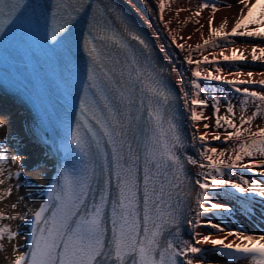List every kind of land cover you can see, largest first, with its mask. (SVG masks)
Segmentation results:
<instances>
[{"label": "snow or ice", "instance_id": "6c2138e0", "mask_svg": "<svg viewBox=\"0 0 264 264\" xmlns=\"http://www.w3.org/2000/svg\"><path fill=\"white\" fill-rule=\"evenodd\" d=\"M220 6L203 0L198 9L191 12L193 17H199L204 9H211L208 39H204L203 44H197L195 50L203 53L207 46L220 48L221 51L209 53L211 60L208 56L194 60L192 50L188 51L185 63L195 64L196 67L191 70V98L185 93V103L189 106V119L194 125L212 118L215 120L211 133L208 129L213 126L208 123L203 124V132L197 127L196 139L206 143V138L211 135L212 141L221 140L216 130L222 127L223 122L227 128L222 143H234L231 149L204 147L200 152L202 162L194 158L187 160V163L202 170L196 180L199 189L196 194L197 206L192 218L187 220L190 237H182L184 214L178 211L179 204L174 206L172 203L174 198H183L185 188L182 179L184 168L177 154L184 142L178 124L168 119V130L163 132L165 113L161 110V104L169 105L170 93L159 81L153 82L150 78L145 83L137 74L136 82L147 89L157 105L153 108L150 100L147 108L148 122L153 126L154 135L151 147L145 150L141 178L139 161L144 100L141 98L137 110L134 95L137 89L131 84L132 74L129 73L128 81H125L121 63L114 60L110 51L112 47L123 49L126 45L114 34L109 35L107 30L93 28L83 38V51L89 60V83L85 91L91 92V100L86 103L84 97L79 98L76 126L70 127V140L64 142L65 153H78L82 158L81 166L61 174L57 185L49 191L48 202L40 204L30 214V220L28 213L14 216L0 213V219L27 220L30 226L29 250L15 256L12 264H213L208 257L219 254H225L229 264H237L241 259L247 264H264V234H248L239 228H228L206 218L219 215L221 220L231 221L236 214L252 216L256 212L264 219V180L248 179L236 172L237 169L246 170L253 176L264 178V127L251 130L253 121L259 115H264V79L253 80L252 71L244 72L239 68L229 70L225 75L219 63L220 59L229 63L247 62V57L238 47L231 49V55L225 54L228 51L226 45L236 43L232 39L234 37L264 41V0H255L254 3L236 0L240 11L230 31H226L227 20L218 28L212 27L213 17ZM223 6L231 8L233 4L225 2ZM40 7L38 4L25 5V0H0V33L14 22L31 26L40 16ZM158 9L163 22L165 0H158ZM176 11L178 15L180 11L189 9ZM69 18H72L71 13ZM168 23L171 21L165 23V27ZM200 27L203 28V25ZM131 39L141 45L145 43L137 35H132ZM46 40L53 48L66 43V50L72 55L73 40L68 27L46 31ZM172 42L178 49L184 50V44H178L175 37ZM77 44L79 50V41ZM244 46H249L247 40ZM250 46L251 61L264 63V46ZM201 64H213L216 74L207 71L202 76ZM256 75L264 77V71ZM227 76L232 79H227ZM242 76L247 79H240ZM200 79L226 84L244 97L240 105L239 124L235 122V105L231 101L226 106V114L220 115L221 101L215 93L211 94V105L207 99L200 98L209 94L198 82ZM240 85H259L261 90L241 88ZM249 103L255 105V110L246 116ZM209 106L212 117L205 116L202 110L198 111V108ZM0 119L9 118L5 116ZM244 125L249 127L245 128ZM3 126L0 123V128ZM245 132L247 139L243 138ZM158 133L163 134L160 136ZM5 157V151H0V177L4 176ZM16 160L14 156L11 162L15 164ZM257 168L261 170L254 171ZM20 174V171L9 172L5 179H0V185ZM94 181L97 184L95 188ZM12 191V186H9L0 192V200L10 196ZM223 199L229 203H221ZM17 207V203L11 205L13 210ZM200 228L213 229L220 235L202 233L197 230ZM19 235L7 225L0 227V241L6 236L11 242ZM204 245L209 248H204ZM13 251H20L19 246H15Z\"/></svg>", "mask_w": 264, "mask_h": 264}, {"label": "bare ground", "instance_id": "6f19581e", "mask_svg": "<svg viewBox=\"0 0 264 264\" xmlns=\"http://www.w3.org/2000/svg\"><path fill=\"white\" fill-rule=\"evenodd\" d=\"M132 11L136 14L137 17L144 24L145 29L151 33L153 36V40L158 47L160 53L163 55L164 59L170 61L172 63L177 64V70L175 74H173L174 80L180 90L182 106L184 109V123L188 126V130L191 136V142L188 149L186 150V155L188 158L197 159L199 162L201 161L200 152L204 147H216L219 149H231L233 147V141H229L227 143H222L221 140L212 141L211 135L206 138V143L200 145L198 150H196V146L201 142L196 139V128L199 127L200 132L204 131L203 124L208 123L213 126L208 129L211 133L214 130V118L201 121L198 125H194L193 121L189 119L190 111L189 106L185 103V93L188 94L189 99L191 98V93L193 91L191 87V80L193 77L191 76V70L196 67L195 64L188 65L185 63V57L188 51L192 50V57L194 60L202 59V56H208L209 60L212 59L209 53L215 51L219 53L221 51L220 48L212 49L206 46V51L201 53L200 51L195 50L197 44H203L204 39H208L209 36V25L208 19L211 15V9L206 8L201 13L199 17H193L191 12L196 11L198 9L199 3L203 2V0H165V12L163 13L164 20L163 22L160 19V13L158 9V0H122ZM210 2H215L219 5V10L215 13L213 17V28H218L219 25L227 20L226 31H230L233 26L235 19L240 11V8L236 6V0H210ZM233 4V7L228 8L223 6L224 3ZM250 2H255V0H250ZM187 8L189 11H180L177 15V9ZM168 23V26L165 27V23ZM185 21H187L185 23ZM197 21H199L197 23ZM203 25V28L200 27ZM252 26H250L251 28ZM200 29L197 31V29ZM201 33H203V39L201 38ZM173 37H175L176 42L178 44H184V50L181 51L178 49L172 42ZM191 37V39H188ZM218 39V38H217ZM236 41L235 44L226 45L228 51L225 52L226 55H231V49L233 47H238L242 52H244L247 57V62H224L220 59V67L224 69L223 74H227L229 70L236 71L238 68L241 71L247 72L252 71L254 73L252 79L260 80L264 79L259 75H256L257 72L264 71V63H261L259 60L256 62L251 61V44H259L264 46V41L259 39L252 40L251 38H243V37H234L232 38ZM247 40L249 46L245 47L244 43ZM223 44L222 41H219ZM259 55V53H257ZM200 68L202 71V76L206 75L207 71H213V74H216L214 71L213 64H201ZM227 79H232L231 76H227ZM240 79H247L246 76L240 77ZM203 85V87L208 90V95H202L201 99H207L209 105L212 103L211 94L215 93L216 96L220 99V115H225V109L229 101H231L235 105V122L239 124V116H240V105L241 100L244 97L232 91L229 86H221L218 82H207L204 79H200L198 81ZM241 88L249 87L252 90H261L259 85H240ZM247 112L245 115H251V113L255 110V105L249 103L247 106ZM3 107L0 105V117L9 116V119H0V123L4 126L0 128V139L7 138L10 140L13 137V142L15 145V149L11 148V151H6L2 146L0 147V151H5L7 163L3 165L4 168V176L0 177V179H5L8 176L9 172L16 173L18 171L21 172L19 176H13L11 179H6L4 185H0V192H3L9 186H12L13 191L10 196L0 200V213L6 216H14L17 214L28 213L30 220V214L38 209L41 201L43 200L44 190L50 180V175L52 173V168L48 166L47 162H40L36 166L29 168L27 166V162L29 159L36 158L35 148H33L32 143L26 139L27 131H30L26 124L25 119L21 118L20 115H12L11 112L1 110ZM7 110V109H5ZM202 110L205 116L212 117V109L211 107H207ZM2 112H4L2 114ZM11 115V116H10ZM222 127L216 131L221 135V139L223 138L224 130L227 128V125H223ZM245 128H248L249 125H244ZM258 127H264V115H259L252 123L251 130L257 131ZM231 131V129H228ZM247 133L243 134V138L247 139ZM33 155V156H32ZM17 157L16 163L13 164L12 158ZM226 158V157H225ZM247 162V160L245 161ZM191 171H195L197 174H202V170L198 166H193L189 164ZM22 169V171H21ZM255 171H259L261 169H254ZM237 175H243L248 179H259L255 176H252L246 172V170L237 169ZM17 185L19 187L17 188ZM199 192V191H198ZM197 192V193H198ZM23 197L21 200L20 198ZM197 198V197H196ZM196 202V199H195ZM221 203H229L227 199H223L220 201ZM13 203H17V209L13 210L11 205ZM245 214H236L231 221L224 219L221 220L219 215L215 218L209 215L206 218L209 220H214V222L221 223L222 225L228 228H239L248 234L261 235L264 234V219L260 216L257 218L249 217ZM261 220V222H259ZM7 225L11 231L19 232L20 235L16 237L13 241H8L6 236L3 241H0V264H12L15 256L20 255L21 253L27 252L29 250V246L27 245V235L29 233V225L27 220H6L0 219V227H4ZM202 233H213L214 236H219V233H216L213 229L208 228H200L197 229ZM191 234V229L187 226L185 229V238H189ZM231 239V238H230ZM15 246H19L20 251H13ZM209 248V246H208ZM209 260L213 262V264H229L227 256L225 254L212 255L208 257ZM237 264H247V261L241 259L237 261Z\"/></svg>", "mask_w": 264, "mask_h": 264}]
</instances>
